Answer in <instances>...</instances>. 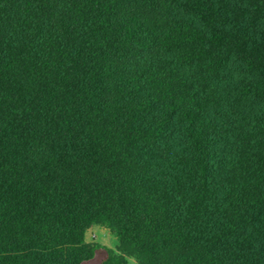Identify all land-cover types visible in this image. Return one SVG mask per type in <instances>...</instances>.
<instances>
[{
  "label": "trees",
  "instance_id": "trees-1",
  "mask_svg": "<svg viewBox=\"0 0 264 264\" xmlns=\"http://www.w3.org/2000/svg\"><path fill=\"white\" fill-rule=\"evenodd\" d=\"M98 255L264 264V0H0V264Z\"/></svg>",
  "mask_w": 264,
  "mask_h": 264
},
{
  "label": "rangeland",
  "instance_id": "rangeland-1",
  "mask_svg": "<svg viewBox=\"0 0 264 264\" xmlns=\"http://www.w3.org/2000/svg\"><path fill=\"white\" fill-rule=\"evenodd\" d=\"M87 238L89 243H99L107 248L116 250L118 248V240L112 235L106 228L100 226H94L93 229L88 231ZM104 255H98L94 260L85 264H101ZM127 264H136L135 260L130 257H126Z\"/></svg>",
  "mask_w": 264,
  "mask_h": 264
},
{
  "label": "crops",
  "instance_id": "crops-1",
  "mask_svg": "<svg viewBox=\"0 0 264 264\" xmlns=\"http://www.w3.org/2000/svg\"><path fill=\"white\" fill-rule=\"evenodd\" d=\"M91 229H93V228H91ZM91 229H90V230H91ZM90 230H89V231H90ZM87 233H88V232H87ZM86 240H87V242L89 243L87 236H86Z\"/></svg>",
  "mask_w": 264,
  "mask_h": 264
}]
</instances>
